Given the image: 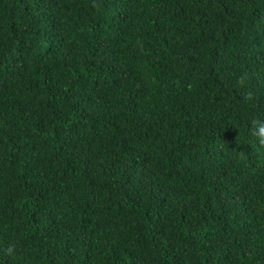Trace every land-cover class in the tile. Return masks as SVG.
I'll return each instance as SVG.
<instances>
[{
  "label": "trees",
  "instance_id": "1",
  "mask_svg": "<svg viewBox=\"0 0 264 264\" xmlns=\"http://www.w3.org/2000/svg\"><path fill=\"white\" fill-rule=\"evenodd\" d=\"M257 117L264 0H0V264H264Z\"/></svg>",
  "mask_w": 264,
  "mask_h": 264
},
{
  "label": "clouds",
  "instance_id": "2",
  "mask_svg": "<svg viewBox=\"0 0 264 264\" xmlns=\"http://www.w3.org/2000/svg\"><path fill=\"white\" fill-rule=\"evenodd\" d=\"M250 133L256 138L257 142L264 145V117H257L251 121ZM9 254H14L15 244L10 243L6 249Z\"/></svg>",
  "mask_w": 264,
  "mask_h": 264
}]
</instances>
